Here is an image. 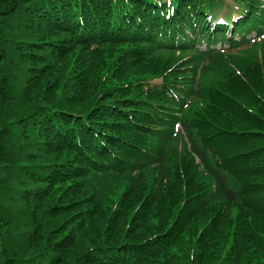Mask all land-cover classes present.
<instances>
[{"label": "trees", "instance_id": "16d2710c", "mask_svg": "<svg viewBox=\"0 0 264 264\" xmlns=\"http://www.w3.org/2000/svg\"><path fill=\"white\" fill-rule=\"evenodd\" d=\"M0 264H264V0H0Z\"/></svg>", "mask_w": 264, "mask_h": 264}, {"label": "rangeland", "instance_id": "374dc122", "mask_svg": "<svg viewBox=\"0 0 264 264\" xmlns=\"http://www.w3.org/2000/svg\"><path fill=\"white\" fill-rule=\"evenodd\" d=\"M224 9H228V7L226 6V7H224ZM224 9H223V10H224Z\"/></svg>", "mask_w": 264, "mask_h": 264}]
</instances>
